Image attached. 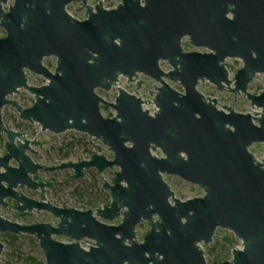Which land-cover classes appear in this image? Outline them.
Segmentation results:
<instances>
[{"label": "water", "instance_id": "95a60500", "mask_svg": "<svg viewBox=\"0 0 264 264\" xmlns=\"http://www.w3.org/2000/svg\"><path fill=\"white\" fill-rule=\"evenodd\" d=\"M72 3L83 4V19L67 11ZM0 28L6 32L0 36V137L9 138L0 155V207L46 211L58 219L56 225H26L0 215V233L34 236L46 264H208L202 244L222 228L242 247L220 264H264V158L249 150L264 144V91L248 92L251 79L264 74V0H121L112 9L102 0L95 6L88 0H0ZM186 35L209 52H185ZM46 57L57 59L54 71L44 64ZM227 58L244 59L233 79ZM160 59L172 69L164 71ZM28 71L46 84L30 85ZM140 74L161 85L153 114L122 87L114 102L98 93L111 90L120 76L140 87ZM206 81L219 91L243 93L261 112L219 109L216 98L198 90ZM23 88L35 96L28 108L9 98ZM102 105L115 114L104 116ZM6 106L43 131L75 130L98 139L113 157L93 153L52 167L36 163L29 152L38 153L34 147L46 142L7 128ZM158 148L164 157L153 154ZM116 166L110 183L103 174ZM91 168L102 174V191L111 198L96 209L53 204L46 195L53 182L34 177L70 169L69 178L77 180ZM163 173L199 185L204 195L177 198ZM19 186L40 190V199ZM8 199L15 205L9 207ZM144 222L150 229L139 240L137 228ZM3 249L0 241V264Z\"/></svg>", "mask_w": 264, "mask_h": 264}, {"label": "rangeland", "instance_id": "374dc122", "mask_svg": "<svg viewBox=\"0 0 264 264\" xmlns=\"http://www.w3.org/2000/svg\"><path fill=\"white\" fill-rule=\"evenodd\" d=\"M106 7H115L121 0H103ZM11 1L8 3V5ZM97 0H88L89 5H95ZM8 6H5L7 9ZM67 11L76 18L83 19L86 14V9L82 3H72L67 7ZM6 32L0 28V36L3 37ZM57 59L55 57H46L44 64L52 71L55 70ZM230 78L233 79L236 72L242 67V64L236 59H228L225 63ZM165 70L170 69V66H163ZM168 68V69H167ZM29 84L34 86H41L46 84L47 80L42 76L36 75L32 72L27 73ZM152 81H146L145 92L151 88ZM169 83L176 89H182L181 85L169 81ZM124 89L129 90L130 87L123 82L121 85ZM233 86V84H232ZM131 90V89H130ZM198 90L206 96L217 98L220 105L227 104L234 107L237 111L253 112L255 108L252 107L251 102L242 95L235 96L228 91H219L216 86L208 81L200 83ZM250 91L259 94L264 91V74L258 75L256 81L250 86ZM102 93L98 90V93ZM110 100L113 95H104ZM12 100L19 102L24 108H28L35 102V96L26 89H20L18 94L9 97ZM235 100V101H234ZM102 113L106 117H111L115 114V110L111 108L102 109ZM3 121L5 126L10 129L24 132L28 138H36L42 144V147H34L38 153H30L31 157L36 163L45 167H52L61 164L62 162H78L80 160L90 159L93 153L104 154L108 158L113 157V153L100 140L89 137L85 133L75 130H69L61 134H55L50 131H43L38 123H31L21 119L16 108L6 106L2 111ZM37 132L36 136L32 137V133ZM9 138L7 134H2L0 137V155L7 152V145ZM255 156L262 160L264 158V144H254L250 149ZM12 165H17L14 161ZM115 170H119L115 168ZM73 171L55 170V171H40L35 177L43 178L45 181L53 182L52 186L47 187V198L55 205L60 207H72L82 210L96 209L99 206L107 203L110 198L109 191H102L103 180L102 174L98 173L96 168L85 170V176L80 179H72ZM103 177L110 183H113L114 173L108 169ZM176 196L180 199L192 198L195 196H202L204 191L199 186H193L183 182L181 179L166 178ZM18 190L28 197L40 199L41 191L32 190L25 186H19ZM9 207L14 206V200H7ZM0 215L20 224H36L42 222H50L54 225L58 223L51 213L42 211L40 213L34 212H15L11 208L0 207ZM119 223L118 221L115 222ZM150 226L148 222L140 224L137 228V237L142 240L149 232ZM63 242H72L69 238L60 236L56 237ZM0 241L4 244V249L1 255L3 264H46L45 255L40 248L38 240L31 235H19L16 242H12L7 233H0ZM85 240L82 245H86ZM241 248L242 241L235 236V234L228 230L218 228L213 237V241L209 244H202L205 257L208 264H218L220 261L230 260L232 258V251L234 248Z\"/></svg>", "mask_w": 264, "mask_h": 264}, {"label": "flooded vegetation", "instance_id": "af4514ba", "mask_svg": "<svg viewBox=\"0 0 264 264\" xmlns=\"http://www.w3.org/2000/svg\"><path fill=\"white\" fill-rule=\"evenodd\" d=\"M103 1V0H102ZM97 3H98V0H97ZM96 3V4H97ZM95 4V5H96ZM103 4H104V1H103ZM95 5H93V6H95ZM118 5V4H117ZM117 5L115 6V7H117ZM142 5H145V2L144 1H142ZM104 7L105 8H107V9H112V8H115L114 6L113 7H106L105 6V4H104ZM227 17L228 18H232V15H231V13H228L227 14ZM181 44H182V47H183V50L185 51V52H191V51H201V52H209V49H207V48H204V47H197V46H195V45H193L192 43H191V38H190V36H188V35H186V36H184L183 38H182V41H181ZM228 59H236V60H238L241 64H242V66H243V64H244V59H242V58H227L226 59V61L228 60ZM226 61H225V63H226ZM159 63H160V66H161V68L164 70V71H169V70H171L172 69V67L170 66V64H169V62H168V60L167 59H160L159 60ZM224 63V64H225ZM164 65H166V66H170V69H168V70H165L164 69ZM230 74V73H229ZM258 75H261V74H259V73H257L254 77H253V79H251V81L248 83V92H250V93H252L251 91H250V86L256 81V78H257V76ZM235 77V76H234ZM154 81V82H152V86H151V88H149L146 92H145V89H146V81ZM125 81V83L130 87V89L129 90H126V91H128L130 94H132V95H134V96H136V97H139V98H141L142 99V101L144 102L143 104H142V106L145 108V109H148L149 111H150V113L151 114H153L154 113V111H155V105H154V103H153V100H154V98H155V96H156V93L158 92V90L156 89V87H160L161 85H160V83H158L157 81H155L154 79H152V78H150V77H148V76H145V75H143V74H140L139 75V81L141 82V85H140V87L138 86V83H137V81H135V82H129L128 81V79L127 78H125V77H123V76H120V78H119V81L117 82V85L116 86H113L112 87V89L111 90H109V91H105V90H102V89H99V90H101L102 91V93L100 92L99 94L102 96V97H104L106 100H108L104 95H107V94H112L113 95V97L110 99V100H108V101H110V102H114L115 101V99H116V97L119 95V90H118V87H122L121 85L123 84V82ZM203 83V82H202ZM179 84V83H178ZM171 85V84H170ZM172 86V85H171ZM199 86V85H198ZM173 87V86H172ZM182 87V86H181ZM123 88V87H122ZM174 89H176L175 87H173ZM177 91H179V92H184V88L182 87V89H176ZM218 90V89H217ZM225 91H228V90H225ZM228 92H230V91H228ZM230 93H232V92H230ZM234 96H237V95H235L234 93H232ZM252 94H255V93H252ZM205 95V94H204ZM238 95H242V96H244V97H246L247 98V96H245L243 93H240V94H238ZM206 96V95H205ZM206 97H209V96H206ZM211 98H213V97H211ZM217 99V98H216ZM248 99V98H247ZM218 100V99H217ZM249 100V99H248ZM250 101V100H249ZM251 102V101H250ZM225 106H227V104H225V105H220V102H219V100H218V104H217V107L219 108V109H222V108H224ZM228 106H230V105H228ZM230 107H232V106H230ZM105 108H108V106H104V105H102V109H105ZM109 108H111V107H109ZM234 108V107H233ZM111 109H113V108H111ZM234 110L236 111V112H238V113H242V114H245V113H248V112H241V111H237L235 108H234ZM261 111H260V109L259 108H257V107H255V110L253 111V112H250L251 114H256V113H260ZM254 123L255 124H258V122H257V120H254ZM254 144H259V143H254ZM253 144V145H254ZM252 145V146H253ZM251 146V147H252ZM251 147L249 148V150L251 149ZM251 151V150H250ZM252 152V151H251ZM253 153V152H252ZM153 154H155V155H157L158 157H164L165 155L163 154V152H162V150L160 149V148H158V150L156 151V152H153ZM254 154V153H253ZM255 155V154H254ZM256 157V156H255ZM257 158V157H256ZM115 168H118L117 166L115 167ZM115 168H114V170H112L113 171V173H114V180H113V183L115 182ZM162 176H163V179L167 182V180H166V178L168 177V178H175V177H177V178H179V179H181L183 182H185V183H188V184H190V185H193V186H199V185H197V184H194V183H191V182H189V181H186L185 179H183L182 177H180V176H178V175H173V174H167V173H163L162 174ZM168 183V182H167ZM169 184V183H168ZM169 186H170V184H169ZM171 187V186H170ZM200 187V186H199ZM201 188V187H200ZM171 189H172V187H171ZM202 189V188H201ZM173 190V189H172ZM203 190V189H202ZM174 191V190H173ZM174 193H175V191H174ZM204 195V194H203ZM202 195V196H203ZM175 196H176V193H175ZM177 197V196H176ZM195 197H201V196H195ZM178 198V197H177ZM192 198H194V197H192ZM187 199H189V198H187ZM182 200H186V199H182ZM220 262H222V261H220ZM220 262H218V264H220Z\"/></svg>", "mask_w": 264, "mask_h": 264}, {"label": "trees", "instance_id": "16d2710c", "mask_svg": "<svg viewBox=\"0 0 264 264\" xmlns=\"http://www.w3.org/2000/svg\"><path fill=\"white\" fill-rule=\"evenodd\" d=\"M8 236L11 238L12 242H16L18 236L17 235H13V234H8Z\"/></svg>", "mask_w": 264, "mask_h": 264}, {"label": "built area", "instance_id": "2783aa9c", "mask_svg": "<svg viewBox=\"0 0 264 264\" xmlns=\"http://www.w3.org/2000/svg\"><path fill=\"white\" fill-rule=\"evenodd\" d=\"M83 246H84V245H83ZM87 246H88V244L85 245V247H87Z\"/></svg>", "mask_w": 264, "mask_h": 264}]
</instances>
